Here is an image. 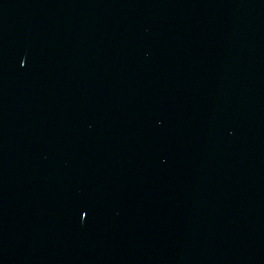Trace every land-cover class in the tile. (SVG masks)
<instances>
[{
	"label": "water",
	"instance_id": "obj_1",
	"mask_svg": "<svg viewBox=\"0 0 264 264\" xmlns=\"http://www.w3.org/2000/svg\"><path fill=\"white\" fill-rule=\"evenodd\" d=\"M0 264H264V0H0Z\"/></svg>",
	"mask_w": 264,
	"mask_h": 264
}]
</instances>
